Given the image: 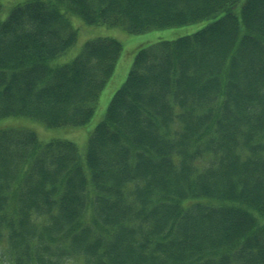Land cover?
Wrapping results in <instances>:
<instances>
[{
	"label": "trees",
	"instance_id": "trees-1",
	"mask_svg": "<svg viewBox=\"0 0 264 264\" xmlns=\"http://www.w3.org/2000/svg\"><path fill=\"white\" fill-rule=\"evenodd\" d=\"M138 50L84 153L0 130V264H264V0H0V120L75 128Z\"/></svg>",
	"mask_w": 264,
	"mask_h": 264
},
{
	"label": "rangeland",
	"instance_id": "rangeland-1",
	"mask_svg": "<svg viewBox=\"0 0 264 264\" xmlns=\"http://www.w3.org/2000/svg\"><path fill=\"white\" fill-rule=\"evenodd\" d=\"M206 22L182 26L167 30H156L145 34L132 35L119 28L106 26H88L80 19L73 18V25L78 29V39L75 45L61 57V62H66L76 57L84 44L99 37L114 38L122 44V54L117 62L116 70L101 92L96 110L91 121L82 127L75 128H47L42 124L28 118H8L0 120V130L20 128L35 132L43 143L52 140H68L77 144L81 153L85 152L90 134L105 118L108 106L114 94L123 86L132 68L134 58L139 49L159 41H172L179 37L193 34L205 26ZM0 252V262L3 260Z\"/></svg>",
	"mask_w": 264,
	"mask_h": 264
}]
</instances>
